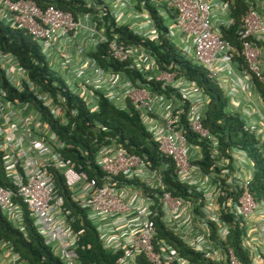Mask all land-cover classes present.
I'll list each match as a JSON object with an SVG mask.
<instances>
[{"label": "built area", "instance_id": "1", "mask_svg": "<svg viewBox=\"0 0 264 264\" xmlns=\"http://www.w3.org/2000/svg\"><path fill=\"white\" fill-rule=\"evenodd\" d=\"M82 1L86 8L96 6L95 0ZM101 1L96 16L87 12L74 18L70 12L50 5L40 8L32 0H0V23L28 35L50 70L90 111L96 110V93L117 109L127 110L130 106L135 110L158 151L172 161L176 181L187 187L189 196H172L164 191L157 171L151 170L140 156L113 142L102 145L94 154V164L102 174L99 181L89 178L64 159L62 141L39 111L28 102L9 98L0 86V173L11 186H0V212L23 232L21 205L24 206L34 230L52 254L63 264H80L76 253L80 231L71 228L70 210L64 207L56 186L58 175L69 200L86 211L103 249L119 253L113 264H139V258L148 264H198L157 237L156 219L204 262L239 264L226 243L229 224L223 221L221 211L229 210L245 228L248 217L264 208V203L256 202L249 192L251 162L238 149L230 152V160L218 155V141L202 123L207 97L193 82L175 72L158 70L143 48L107 39L98 25L102 15L99 9L104 5L117 25H129L133 33L156 40L146 9H135V3L128 0ZM150 2L163 20H170L169 25L165 24L167 38L174 45L177 38L181 45L176 46L183 54L217 83L228 99L229 110L239 114L244 129L253 134L257 147L264 152V103L253 82L264 84V0H246V10L234 33L238 48L220 32L232 22L226 1ZM99 44L106 45V55L111 60L127 64L142 80L171 91L167 95L157 93L137 77L132 81L121 71L103 69L89 55ZM86 46L91 49L88 54ZM73 59L77 60L76 67ZM0 71L15 91L27 88L52 119L66 123L63 99L57 95L54 100L33 84L13 55L0 51ZM181 115L190 133L207 142L217 157V173L201 170V147L188 142ZM124 180H136L138 184ZM222 184L237 196L226 197L221 192ZM245 236L244 230V248ZM0 264L25 263L9 242L0 240Z\"/></svg>", "mask_w": 264, "mask_h": 264}, {"label": "trees", "instance_id": "2", "mask_svg": "<svg viewBox=\"0 0 264 264\" xmlns=\"http://www.w3.org/2000/svg\"><path fill=\"white\" fill-rule=\"evenodd\" d=\"M32 1L40 8L50 5L68 11L74 18L87 12L96 16V13H98L96 7L103 4L101 0H95L94 5L96 6L86 8L82 0ZM132 1L135 3V9H140V6H142L148 12L157 33L156 40H148L133 33L129 25H117L110 14L109 8L103 5L99 9L101 10L99 13L100 15L102 13V15L98 25L103 27L105 37L115 39L124 45L143 48L155 60L158 70L175 72L176 75L193 82L203 92L207 97V103L203 112L202 123L216 137L218 155L230 160V152L233 149L245 153L252 166L251 180L248 186L249 192L256 202L264 203V152L257 147V141L253 134L244 129L239 114L229 110L228 99L217 83L167 38V27L164 20L157 14V9L150 0ZM224 1L229 4V17L232 22L228 28H221L220 32L225 40L238 48L234 33L238 27L240 17L246 10V0ZM0 51L13 55L18 65L27 72L28 79L38 86L41 91L48 92L54 100L57 95L63 99L61 106L64 110L66 123L62 125L59 121L51 118L48 110L41 106L40 102L35 99L27 88H24L22 92H17L10 87L5 81L2 71H0L1 88L9 98L28 102L39 111L42 120L49 125L59 140L62 141L64 159L69 160L76 170L84 171L89 178H95L99 181L102 174L94 164V154L102 145L113 142L128 153L140 156L151 170L157 171L164 191L169 192L172 196H189L187 187L176 181L172 161L158 151L156 143L152 141L150 135L140 123L138 113L130 106L127 107V110L117 109L105 97L96 93L97 107L95 111H90L84 102L70 93L65 88L63 81L50 70L39 47L30 37L22 31L10 29L2 23H0ZM89 55L103 69L121 71L132 81L133 78L137 77L141 83L148 84L151 91L165 95L168 91H171L170 89H161L158 84L152 81L142 80L140 74L133 68H128L127 64L111 60L106 55L105 44H99L96 51L89 53ZM253 82L257 96L264 103V84L256 80H253ZM180 123L188 142L201 147L202 159L198 162L201 170L217 173L218 166L215 163L217 157L212 155L207 142L198 140L190 133L186 127L184 115L180 116ZM124 182L138 184L136 180H124ZM0 186L11 189L10 184L1 173ZM56 186L63 196L64 207L70 210L72 230L80 231L76 248L80 264H113L119 253H110L103 249L97 233L86 218V211L69 200L61 177L58 175L56 176ZM140 187L144 192H148V189L144 186L140 185ZM221 192L226 197L235 198L237 196L234 190H228L223 184ZM21 208L23 232L16 229L0 212V240L9 242L25 264H63L52 254L50 248L44 245L41 237L34 230L28 212L24 206L21 205ZM221 212L223 221L229 224L226 243L232 248L239 264H251L249 253L242 245L244 227L240 219L235 218L227 209ZM155 230L158 238L161 237L169 242L184 258L198 264H216L204 262L198 253L184 247L180 240L166 230L158 219L155 221ZM139 264L148 263L139 258Z\"/></svg>", "mask_w": 264, "mask_h": 264}, {"label": "crops", "instance_id": "3", "mask_svg": "<svg viewBox=\"0 0 264 264\" xmlns=\"http://www.w3.org/2000/svg\"><path fill=\"white\" fill-rule=\"evenodd\" d=\"M70 49V47L68 48ZM91 51L88 46L85 48V54ZM76 59H73V67L77 66ZM56 62L52 61V66ZM255 108L258 109V103L255 101ZM246 232L244 245L247 248L251 262L255 264H264V208L260 207L258 211L251 214L247 219V226L244 228Z\"/></svg>", "mask_w": 264, "mask_h": 264}, {"label": "rangeland", "instance_id": "4", "mask_svg": "<svg viewBox=\"0 0 264 264\" xmlns=\"http://www.w3.org/2000/svg\"><path fill=\"white\" fill-rule=\"evenodd\" d=\"M114 1H115V0H113V2H114ZM127 2H132V0H128ZM164 23H165L166 25H169V24H170V20L164 18ZM174 41H175L176 45H178V46L181 45V44L179 43V41L177 40V38H174ZM263 51H264V50H263Z\"/></svg>", "mask_w": 264, "mask_h": 264}]
</instances>
